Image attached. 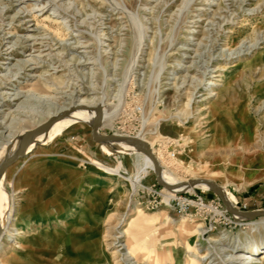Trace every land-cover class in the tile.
Returning a JSON list of instances; mask_svg holds the SVG:
<instances>
[{
	"label": "rangeland",
	"instance_id": "374dc122",
	"mask_svg": "<svg viewBox=\"0 0 264 264\" xmlns=\"http://www.w3.org/2000/svg\"><path fill=\"white\" fill-rule=\"evenodd\" d=\"M87 97L164 177L264 211V0H0V162ZM91 132L56 127L1 175L0 264H239L264 245V217L234 218L209 187L170 193Z\"/></svg>",
	"mask_w": 264,
	"mask_h": 264
},
{
	"label": "water",
	"instance_id": "95a60500",
	"mask_svg": "<svg viewBox=\"0 0 264 264\" xmlns=\"http://www.w3.org/2000/svg\"><path fill=\"white\" fill-rule=\"evenodd\" d=\"M81 110L84 111L86 114H91L92 112L91 109L88 107L75 105L73 107H70L68 110L60 112L59 114H57V116L47 120L35 129L27 132L24 135L21 147L18 152L9 159H7L0 166V177L9 167H11L17 161L27 157L30 152L35 149V147L40 143L38 141L39 137L48 132L51 128L70 119L75 113ZM91 128L92 138L95 142L103 145L124 143L129 147H132L134 149L133 152H137L139 154L149 157L154 163V172L158 185L166 189L167 191L178 192V190L185 187H197L200 185H207L219 197L221 202L224 204L227 212H229L231 215H238L244 217L245 219L264 217V211L243 212L235 209L232 205L228 204L223 190L218 184L213 181L204 179H192L188 180L187 182H179L176 184H171L167 182L163 177L162 168L156 160L155 156L153 155L150 147L147 144L143 143L139 138L102 133L100 132V126L96 120H94Z\"/></svg>",
	"mask_w": 264,
	"mask_h": 264
},
{
	"label": "bare ground",
	"instance_id": "6f19581e",
	"mask_svg": "<svg viewBox=\"0 0 264 264\" xmlns=\"http://www.w3.org/2000/svg\"><path fill=\"white\" fill-rule=\"evenodd\" d=\"M29 62V61H28ZM221 78H224V75L223 74H221V75H219ZM210 84H215V83H210ZM100 102V101H99ZM99 102L97 101V98H95V97H87V98H80L78 101H77V104L76 105H78V106H85V107H87V106H89L88 108H90L91 109V114H86L84 111H78L77 113H75L70 119H68V120H66L65 122H62V123H60L59 125H57V126H55V127H53V129L51 128L50 130L51 131H53L56 127H58L60 130H65L66 128H68L69 126H71L72 124H75V123H77V122H79V121H85L90 127H91V125L93 124V122H94V120H96L97 122H98V124H99V126H100V128H101V125H102V121H107L109 118H110V114L108 113V111H107V108H105L106 106H107V104H105L104 106L102 105V104H100V105H98L99 104ZM74 105V104H73ZM96 105H98V106H96ZM94 106H96V107H94ZM71 107H73V106H71ZM67 109V107H64V108H61V109H59V110H57L56 112H54V114L52 115L53 117H55V116H57L56 114L59 112H61V111H63V110H66ZM68 110V109H67ZM58 113V114H59ZM84 115H87V116H84ZM84 116V117H83ZM53 117H51V118H53ZM50 118V119H51ZM48 131V132H46L45 134H43L41 137H39L38 138V141L39 142H44L45 143V141H46V138L48 137V135H49V133L51 132V131ZM26 134V133H25ZM25 134H23L22 135V137L19 139V140H17V142L15 143V145H14V148L12 149V150H10V152L7 154L6 153V155H4L3 157H4V159L0 162V166L7 160V159H9L10 157H12L13 155H15L17 152H18V150L20 149V147H21V144H22V140H23V138H24V135ZM140 140L143 142V143H147V144H149V146L151 145L150 143H149V141H147V140H145L144 138H141L140 137ZM12 143V141H9L8 142V145H10ZM100 145H103V144H100ZM104 146H107V145H104ZM117 146H120L121 148H123L124 150H127V151H129V153L130 154H133L132 152H133V148L132 147H129L128 145H126V144H124V143H118L117 144ZM151 147V146H150ZM151 149V148H150ZM152 151V153H153V155H154V153H155V150H151ZM154 151V152H153ZM142 155V154H141ZM155 155H156V153H155ZM154 155V156H155ZM144 156V155H143ZM149 161H151L152 162V164H153V166H154V163H153V161L149 158V157H147V156H145ZM155 158H156V160L158 161V159H159V157L156 155L155 156ZM151 162H150V166H151V168L154 170V168H153V166H152V164H151ZM159 163V162H158ZM160 164V163H159ZM161 166V165H160ZM161 168H162V166H161ZM162 173H163V170H162ZM164 174H165V177H164V179L168 182L169 181V183H171V184H176V183H179V182H187V181H181V180H177L176 178H174L173 176H171L170 174H168V173H166V172H164ZM1 178V177H0ZM208 180H209V178H207ZM212 179H210L209 181H211ZM177 181V182H176ZM173 182V183H172ZM197 187H208L207 185H200V186H197ZM193 188H195V187H185V188H182V189H180V190H178V192H186V191H190V190H192ZM220 188L222 189V187L220 186ZM223 190V189H222ZM170 193H173L174 194V192H170ZM176 193V192H175ZM223 193H224V195H225V198H226V200H227V202H228V204H230V205H232V203L229 201V199H228V197H227V195L225 194V192H224V190H223ZM174 195H169V197H173ZM223 204V203H222ZM6 204H5V202H3L2 201V191H0V217H1V219H0V250H1V246H2V239H1V236H2V230L3 229H5V226L9 223V221L11 220V213L9 212V210L8 209H6ZM223 206H224V204H223ZM233 206V205H232ZM234 207V206H233ZM224 208H225V206H224ZM226 209V208H225ZM5 210H6V213L4 214V212H5ZM4 216H3V215ZM234 218H237V219H243V220H247V219H245L244 217H241V216H238V215H232ZM23 236H26V232H25V230H23V231H21L20 232ZM18 244H19V242H16L15 243V247H17L18 246ZM260 249H262V253H261V251L259 252V250ZM242 254H240V256L237 258V260L239 261V264H263V262H264V245H262L261 247H258V249H252V251H249V252H245V251H243V252H241ZM16 255V253H15V250H12L11 251V253H10V258L11 257H14Z\"/></svg>",
	"mask_w": 264,
	"mask_h": 264
}]
</instances>
